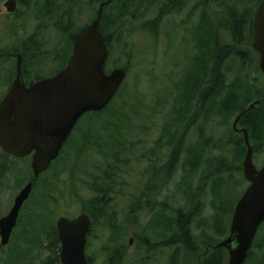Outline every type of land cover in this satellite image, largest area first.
I'll return each instance as SVG.
<instances>
[{
  "label": "rangeland",
  "instance_id": "obj_1",
  "mask_svg": "<svg viewBox=\"0 0 264 264\" xmlns=\"http://www.w3.org/2000/svg\"><path fill=\"white\" fill-rule=\"evenodd\" d=\"M6 1L0 0V100L15 76L17 55L23 58L17 48L20 42L33 36L39 46L36 56L28 59V78L51 76L63 67L64 57L68 60L72 53L73 44L68 35L89 25L97 11L95 4L90 5L87 0H16L15 10L8 12L4 5ZM144 1L115 2L114 7L127 5L128 11L122 18L132 32L125 31L112 41L105 69L124 68L126 77L105 110L80 117L58 160L34 181L32 199L24 209L29 210L33 201L41 200L46 205L43 207L46 226L54 227L60 216L71 218L87 213L89 200L95 197L93 181L107 164L118 159L113 163L116 176L111 191L104 196L107 211L94 219L87 237L85 252L91 264H109L111 259L115 264H169L170 250L158 245L169 232L162 231V228L151 230L148 224L156 213L162 221H170L175 209L187 207L181 175L185 160L189 158L190 145L197 142V126L203 125L205 136H210L215 143L227 142L231 132L232 136L243 137L239 124V131L233 129L236 116L230 117L228 123H222L218 117H212L207 124L201 122V117L193 119L185 131L181 147L178 146V165L169 177L165 176L161 187L160 183L156 185L155 190L159 192L155 195L148 193L146 188L152 186V179L161 174V167L174 147V143L168 144L164 128L173 120L175 109L183 98L180 89L187 66L196 52L192 31L210 16L216 20L223 3L239 10L250 8L260 0H222L223 3L221 0H174L175 4L165 0ZM108 12L112 15L115 11ZM131 13L135 14V19L130 17ZM204 16L206 18L202 20ZM67 20L71 21V26L60 34L55 23L63 24ZM153 20L156 22L154 29L143 27ZM258 60L259 57L253 60L256 67H249V71L239 77L244 78L248 86H258L264 92V78ZM193 110L192 107L185 110L180 132L184 129L183 124L192 119ZM219 152L215 149L211 154ZM252 160L257 167L262 165L264 144L256 152L252 149ZM30 162V155L15 158L0 150V218L8 213L20 189L31 181ZM200 173L202 171L196 173V179ZM238 175L243 177L242 173ZM238 175L235 174L237 178ZM196 179L190 187L196 185ZM208 196L205 190V202ZM151 205V208L146 207ZM212 214L211 205L204 203L200 218L205 224ZM164 222L163 226L167 227ZM16 231L17 226L13 234ZM44 232L39 235L46 244ZM160 232L165 234L158 235ZM193 233L198 241L203 236L216 241L225 238L217 237L212 229L206 228L193 227ZM22 240L20 237L10 238L6 245L0 244V264H10L7 256L12 245L21 246ZM31 246H27L32 257L29 264H39L47 252ZM253 253L247 264H263L259 252L254 249ZM227 259L226 255V263Z\"/></svg>",
  "mask_w": 264,
  "mask_h": 264
},
{
  "label": "trees",
  "instance_id": "obj_2",
  "mask_svg": "<svg viewBox=\"0 0 264 264\" xmlns=\"http://www.w3.org/2000/svg\"><path fill=\"white\" fill-rule=\"evenodd\" d=\"M102 1L105 0H87L88 4H95L96 10ZM150 1L146 0L144 2L150 3ZM165 1L175 4L174 0ZM115 2L117 3L118 0H112L111 3L104 6L98 26L99 31L104 36L105 44L109 48L115 37H119L125 31L132 32L125 26L127 24L124 23V18H122L123 14L128 11L127 5L119 4L118 7H114ZM258 3L253 4L250 8L242 7L243 9L239 10L223 3L222 6L224 7L220 9L221 12L217 13L219 15L215 16L216 20H213L207 14L210 18L205 23L197 26L193 30L194 32L192 31L191 36L196 52L191 58L190 65L187 66L188 70L180 89L183 98L181 97L180 104L175 109L173 120L164 128V132L167 133V135L164 134L168 144L174 143V147L166 164L161 167V174L152 179V186L146 188L149 194L155 195L157 191L159 192V190H155L156 185L160 183L161 187L165 176L166 178L169 177L178 165L179 147H181L180 144L184 139L185 131L191 126L190 123L193 119L201 117V122L207 124L212 117H218L222 123H228L230 117L240 114L238 124L247 130L253 151H258V148L264 144V92L258 86H248L245 83L247 81L239 77V74L249 71V67H256L253 60L257 59L258 54L252 48L251 43L253 14ZM171 8L172 6H170ZM110 10L115 12L111 15L108 12ZM131 14L130 17L135 19V14ZM205 18L206 16L202 20ZM67 21L63 24L55 23L60 34L67 32L70 28L71 21ZM155 21L157 22V19ZM155 21L145 23L143 27L154 29ZM114 25L116 26L114 27ZM110 27L114 28L111 29ZM82 29H77L68 35L72 44ZM17 48L23 55L22 69L25 79L32 82L33 79L28 78L27 75V66L28 59L35 57L36 51L39 50L37 41L32 36L26 41L20 42ZM63 61L64 67L67 57H64ZM231 74L232 78H230ZM254 99L261 100L257 101L258 103L252 107L245 109ZM191 107L194 109L192 111L193 117L183 124L184 129L180 132V125L184 121V112ZM101 112H88L87 114H99ZM197 127V142L190 145L189 154H187L189 158L185 160L183 174L181 175L182 184L184 185L183 195L188 201L187 207L175 209L173 218L170 221H162L159 213H156L152 216L148 225L151 230L162 228V231L169 232L167 236L165 235L158 242V245L170 250L169 264H227L225 262L226 250L222 247H213L219 240L216 241L211 237L203 236L198 241L193 233V227L212 229L217 237H225L228 234L235 202L246 187L244 178L242 175H238L242 173L241 163L246 153V145L243 137L232 136V132L227 142L215 143L210 136H205L203 125L199 124ZM215 149L220 151L219 154H211L212 150ZM58 158L52 162L49 169ZM117 160H113V163H117ZM113 163L107 164L102 174L92 183L95 197L89 200L87 207V213L90 215L92 222H94V219L102 217L107 211L105 208L108 206H106L107 202L104 196L111 191L112 182L116 176ZM200 171L202 173L196 179V173ZM235 174L238 175V178ZM195 179L197 181L196 185L190 187ZM157 180L158 182H156ZM205 190L209 194L206 202L213 209L211 219L206 224L200 218L204 203L206 204V198L203 197ZM31 199L32 194L22 208L23 210H21L16 225L17 231L11 236V239L22 238V244L21 246L19 244L12 245L13 249L10 255L7 256L8 262L10 264H29L32 257L29 255L27 246L32 245L31 247L36 248L38 251L45 250L47 252V256L41 258L39 264H58L60 246L57 231L54 225L46 226L47 223L43 218V207L46 205L45 203L42 204L41 200L33 201L34 207L32 203L29 210L24 211ZM146 207L151 208L152 205ZM163 222L167 224V227L163 226ZM45 228L46 231L44 232ZM41 232H44L47 237L46 244L43 243V239L39 235ZM164 234L163 232L158 233V235ZM149 248L152 249L153 247ZM254 249L259 252L260 263L264 264V219L258 228L244 264H247V261L252 258ZM90 260L87 256L88 264H91ZM109 264H115V262L111 259Z\"/></svg>",
  "mask_w": 264,
  "mask_h": 264
},
{
  "label": "water",
  "instance_id": "obj_3",
  "mask_svg": "<svg viewBox=\"0 0 264 264\" xmlns=\"http://www.w3.org/2000/svg\"><path fill=\"white\" fill-rule=\"evenodd\" d=\"M111 1L100 3L95 19L77 34L66 66L55 75L37 79L27 86L21 56L17 57L15 77L0 101V149L18 158L31 154L34 178L57 158L79 118L87 112L102 111L126 77L124 68L108 73L104 70L107 47L98 25L103 7ZM4 5L8 12H13L16 0H7ZM251 45L259 54L258 65L264 77V0L254 11ZM239 118L240 114L233 122V129L237 131ZM241 131L247 147L242 173L248 186L234 206L228 236L215 245L227 250L228 264L245 262L264 219V161L256 167L247 130ZM32 187L33 182H27L8 213L0 218L1 245L8 243ZM55 226L60 242L59 264H88L85 245L90 217L86 213L73 218L60 216Z\"/></svg>",
  "mask_w": 264,
  "mask_h": 264
},
{
  "label": "flooded vegetation",
  "instance_id": "obj_4",
  "mask_svg": "<svg viewBox=\"0 0 264 264\" xmlns=\"http://www.w3.org/2000/svg\"><path fill=\"white\" fill-rule=\"evenodd\" d=\"M104 26H105V25H104ZM105 27H106V26H105ZM106 46H107V45H106ZM107 50H109V47H108V46H107ZM51 76H52V75H51ZM26 84L29 85L28 82H26ZM259 100H261V99H254L253 102H255V101H259ZM253 102H252V103H253ZM257 103H258V102H257ZM250 104H251V103H249V104L245 107V109H246V108H249L248 106H249ZM241 128H242V129H245V128H243V127H241ZM237 129H238V128H237ZM242 134H243V133H242ZM152 189H153V188H152Z\"/></svg>",
  "mask_w": 264,
  "mask_h": 264
}]
</instances>
